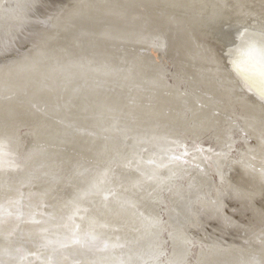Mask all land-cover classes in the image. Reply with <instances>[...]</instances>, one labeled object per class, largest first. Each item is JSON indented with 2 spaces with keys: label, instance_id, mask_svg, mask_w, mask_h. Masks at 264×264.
I'll list each match as a JSON object with an SVG mask.
<instances>
[{
  "label": "bare ground",
  "instance_id": "1",
  "mask_svg": "<svg viewBox=\"0 0 264 264\" xmlns=\"http://www.w3.org/2000/svg\"><path fill=\"white\" fill-rule=\"evenodd\" d=\"M56 24L0 62V264H264V0H68Z\"/></svg>",
  "mask_w": 264,
  "mask_h": 264
},
{
  "label": "water",
  "instance_id": "2",
  "mask_svg": "<svg viewBox=\"0 0 264 264\" xmlns=\"http://www.w3.org/2000/svg\"><path fill=\"white\" fill-rule=\"evenodd\" d=\"M67 4H68V0H28L26 2H23L19 16L16 18H15L16 15L11 16L12 18L9 17V19L11 20L7 19V17L3 18V16L5 15L3 14L4 12L1 10V13H0V62L9 57L23 55L27 52V50H30L31 48L37 45H38L37 49L39 46L44 47V48L45 47L47 48V46H53L54 43L51 41V39L48 41L47 38H49V36L46 37V35L47 34L52 35V37L54 36V39H55L57 35H53V32L60 31L63 34L62 27H58L57 24L54 26V20L57 17V14H60V12L64 10ZM52 9L56 12L58 11L55 18L51 20H48L49 18H46V20L44 19V22L43 23L41 22L42 28L37 25V28L38 29L41 28V29L37 33H35L36 30L33 28L32 24L33 25L39 24L36 19V18H39L38 17L39 13H42L45 11L47 12V10L51 11ZM9 23H11L12 25H9ZM24 30L27 31V34H25L24 38L23 36L22 38H18L20 33L23 32ZM41 35L42 37L44 35L45 38H43V40L46 39L45 42L41 40ZM19 44L20 46L21 45L22 46L20 47ZM18 46H19V49H18ZM23 46L25 49H23ZM148 53H147V56L151 55L150 51H148ZM27 54H29V52H27ZM224 65H226L225 68L227 70L231 69L229 67L228 61L224 62ZM248 94H251V93H248ZM200 218L202 220L206 219L208 223H213L215 225H218L215 219H211V220L207 219L208 218L207 212L201 213ZM218 221H220V225L224 224L221 220H218ZM206 228L207 226L206 227L204 226V229ZM65 236L67 235H58L55 237L64 238Z\"/></svg>",
  "mask_w": 264,
  "mask_h": 264
},
{
  "label": "rangeland",
  "instance_id": "3",
  "mask_svg": "<svg viewBox=\"0 0 264 264\" xmlns=\"http://www.w3.org/2000/svg\"><path fill=\"white\" fill-rule=\"evenodd\" d=\"M50 12H51V11H48V10H47V12L45 11V12H43V13H46V14H47V13H50ZM38 17H39V18H36L37 21H38V23H39V24H37V25L41 27V22H42V23L44 22L41 13H39V16H38ZM25 34H27V31L24 30L23 32L20 33V35H19L18 38H22V36H23V38H24ZM19 46H20V44H19ZM19 46H18V49H19ZM21 46H22V45H21ZM21 46H20V47H21ZM23 49H25L24 46H23ZM207 229L211 230V227H210V226H207Z\"/></svg>",
  "mask_w": 264,
  "mask_h": 264
}]
</instances>
